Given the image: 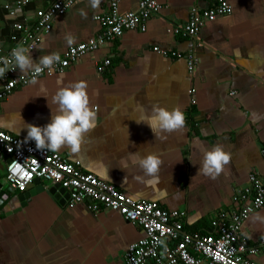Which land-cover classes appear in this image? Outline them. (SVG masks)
<instances>
[{"label": "crops", "instance_id": "obj_1", "mask_svg": "<svg viewBox=\"0 0 264 264\" xmlns=\"http://www.w3.org/2000/svg\"><path fill=\"white\" fill-rule=\"evenodd\" d=\"M18 1L0 0V55L18 45L10 38L14 24L31 23L37 10L55 0H27L20 8ZM213 1L158 0L161 9L148 20L146 30H126L111 44L83 55L61 72L60 84L61 73L56 72L17 86L0 104V127L25 137L24 123L44 125L51 119L47 98L35 97L41 84L55 111L51 97L57 88L84 82L97 126L85 135L78 153L67 148L57 152L135 198L186 211L187 232L208 231L213 218L229 212L235 195L250 186L252 172L264 176V0H228L233 12L205 24L193 75L187 61L190 40L175 34V26L189 19L194 7L203 10ZM139 2L119 0V10L136 11ZM108 3L98 0L93 8L91 0H76L54 19L37 48L28 52L33 62L52 53L62 56L69 47L95 37L101 29L96 16L108 10ZM7 5L16 17L10 16ZM69 35L72 45L66 42ZM156 47L172 56H163ZM107 60L109 66L104 65ZM154 104L179 107L185 126L156 138L146 123L135 120L141 115L138 106L150 112ZM253 113L260 118L254 120ZM217 145L230 159L213 179L198 169L204 152ZM148 154L161 161L151 184L135 179L143 172L128 160ZM6 165L2 154L0 192L24 198L13 200L18 205L10 210H5L10 198L0 201V264H124L130 244L144 236L140 227L119 213L93 212L86 201L68 207V195L57 192L56 196L50 181H34L25 192L10 188ZM242 234L251 243L264 236V207L248 217ZM252 259L264 264V249Z\"/></svg>", "mask_w": 264, "mask_h": 264}, {"label": "built area", "instance_id": "obj_2", "mask_svg": "<svg viewBox=\"0 0 264 264\" xmlns=\"http://www.w3.org/2000/svg\"><path fill=\"white\" fill-rule=\"evenodd\" d=\"M75 2L55 0L47 8L37 10L31 23L17 21L14 24L15 33L10 38L18 45L1 54L0 58L11 61L10 53L18 46L26 48L28 52L35 50L44 34L52 29L54 19L63 15ZM26 3L27 0H19L17 7ZM118 3L119 0H109L108 10L96 16L100 22V32L87 42L69 47L59 56L60 61L53 65L51 73L42 67L38 74H22L18 68L11 70L10 64L9 70L0 76V104L17 86L45 74L63 72L83 55L111 44L126 30H146L148 20L161 9L158 0H140L138 9L130 12H121ZM6 8L11 17L17 16L9 5ZM232 12L233 7L228 0H214L206 9L194 7L189 19L175 26V34L190 40L187 61L191 74H195L199 61L196 51L201 46V29L207 22ZM155 50L165 57L172 56L158 47ZM104 65L109 66L110 61H105ZM194 90L191 89V93L194 94ZM195 102L193 98L192 103ZM0 153L7 158L5 179L10 188L25 192L37 179L50 181L64 189L63 193L68 195V207L73 208L86 201L87 207L93 212L113 211L140 227L144 236L130 244L124 255V264H257L252 256L264 249V236L251 243L242 234L243 224L248 217L264 207V176L256 171L249 176L250 186L235 195V206L229 212H219L206 233H190L184 226L186 211L167 209L158 202L135 198L85 171L79 161H73L61 152L36 150L33 141L25 142L24 137L12 135L1 127ZM262 153L264 156V149ZM57 192L61 193L59 190Z\"/></svg>", "mask_w": 264, "mask_h": 264}, {"label": "clouds", "instance_id": "obj_3", "mask_svg": "<svg viewBox=\"0 0 264 264\" xmlns=\"http://www.w3.org/2000/svg\"><path fill=\"white\" fill-rule=\"evenodd\" d=\"M98 0H91V6L95 8ZM83 14V13H82ZM68 45H72L73 37L66 36ZM11 61L6 58H0V76L6 70L19 69L21 73H40L43 68L51 73L53 65L60 61V57L55 54L44 55L39 58L38 63H34L28 50L24 47H15L12 49ZM63 73L57 79L60 84ZM31 83H36L35 79ZM43 96L47 98L48 105L52 110L51 119L44 125L33 123H24L26 129L25 142L33 141L36 150L56 152L62 148L70 149L72 153H78L84 141V137L97 126L94 106L90 107L87 85L84 82H74L66 86L58 87L51 97V104H54L55 111L49 104L47 89L41 84L39 94L35 97ZM141 115L136 118L137 123H146L158 139H163V133H171L180 130L185 126V115L179 108L168 109L157 104L152 105L150 112H145L143 106H138ZM257 114L253 113V119H259ZM230 155L222 146H214L206 150L203 154V160L199 166L198 172L215 178L229 162ZM128 160L134 166H138L143 176H136L135 179L144 183L151 184L155 181L160 159L155 154L145 156L136 155L134 158L129 156ZM127 165H122L124 169ZM144 177L149 179L145 180Z\"/></svg>", "mask_w": 264, "mask_h": 264}, {"label": "water", "instance_id": "obj_4", "mask_svg": "<svg viewBox=\"0 0 264 264\" xmlns=\"http://www.w3.org/2000/svg\"><path fill=\"white\" fill-rule=\"evenodd\" d=\"M2 154L0 153V156H1ZM35 182H41V180L40 179H37V180H35ZM59 190V192H63V190L64 189H61V187H60V185L59 184H55V185H53V187H52V191L54 192V193H56V196L58 195L57 194V191ZM6 193L5 192H0V201H4V200H8L9 198H10V204H7V206H5V210H10L12 207H16L17 205L16 204H14L13 205V202H15V201H13V200H18V201H23V196L21 195V196H14V198L13 197H11V196H9V195H5ZM5 198V199H4Z\"/></svg>", "mask_w": 264, "mask_h": 264}, {"label": "trees", "instance_id": "obj_5", "mask_svg": "<svg viewBox=\"0 0 264 264\" xmlns=\"http://www.w3.org/2000/svg\"><path fill=\"white\" fill-rule=\"evenodd\" d=\"M205 233H206V231H205Z\"/></svg>", "mask_w": 264, "mask_h": 264}]
</instances>
